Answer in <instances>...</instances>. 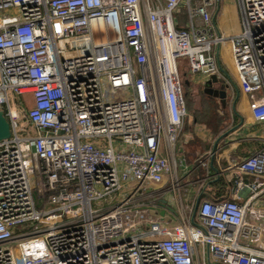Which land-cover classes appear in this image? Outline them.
<instances>
[{"label": "built area", "instance_id": "1", "mask_svg": "<svg viewBox=\"0 0 264 264\" xmlns=\"http://www.w3.org/2000/svg\"><path fill=\"white\" fill-rule=\"evenodd\" d=\"M240 2L228 35L216 0H0V264H264V143L210 177L231 198L179 174L185 85L225 43L264 121V0Z\"/></svg>", "mask_w": 264, "mask_h": 264}, {"label": "crops", "instance_id": "2", "mask_svg": "<svg viewBox=\"0 0 264 264\" xmlns=\"http://www.w3.org/2000/svg\"><path fill=\"white\" fill-rule=\"evenodd\" d=\"M213 11L215 24L223 33L235 35L241 33L244 29L240 0H216ZM178 18L180 24H186L187 11L185 8L178 14ZM198 24H201V20H198ZM223 46L225 54L231 61L233 70L230 45L229 43H225ZM219 77L226 79L223 73ZM233 80L239 85L235 73ZM231 88L232 90L229 89V93L225 98L228 101L226 107L220 106L221 108L216 109L214 106L219 101L211 100L213 103V110L211 112V109L206 107V103L204 102L208 98L202 96L201 100L194 101L193 108L189 110L190 114L186 119L184 132L178 142V156H183V161L179 160L181 162L180 168L183 166L184 170H186L185 178L191 182L187 185V188L193 195L205 186V190L207 193L210 192L209 194L221 199L231 198L233 187L228 181V176L223 175L221 179H211L210 177L215 173V169H222L235 157L243 158L248 156L258 150L264 143V121L258 122L254 119L251 110V100L248 95L240 91L237 98L236 90L233 87ZM209 102L208 100V104ZM234 102L236 104L235 109L233 108ZM216 116L218 118L224 117L225 123H228L230 121L229 117H231L230 122H232L233 126L230 128L231 130H228L231 133L220 140L214 152L217 136L211 123L213 124ZM201 124L207 125V131H199ZM182 137L183 139H181ZM203 159H208L209 165L207 167L199 166L198 162ZM161 212L162 209H160V214ZM170 212H172L171 208H169L167 213L170 214ZM164 214L161 215L163 216Z\"/></svg>", "mask_w": 264, "mask_h": 264}, {"label": "rangeland", "instance_id": "3", "mask_svg": "<svg viewBox=\"0 0 264 264\" xmlns=\"http://www.w3.org/2000/svg\"><path fill=\"white\" fill-rule=\"evenodd\" d=\"M2 13L3 12L0 11V15ZM220 59H221L222 65L225 67V69L228 71L230 76H232V78H233L234 77V72H233L232 67H231L232 64H231V61L229 60L228 56L225 54V48H224L223 45L220 48ZM181 69H182V67H181ZM211 79H212V77L211 78H205V76L202 75V74L195 75L194 83H195V85L197 87V90L199 91V95H196L194 93V92H196V90H195L196 88H195L194 84L191 83L190 87L185 85V99L187 100V104H188L189 110L193 108L194 101L197 102V101H199V99L201 100L203 95L206 98H208V100L210 101L209 104H208V100H205L204 102L206 103V107L211 109L210 110L211 112L213 110V106H212L213 103L211 102V100H213V101L218 100L219 101V102L216 103V105L214 104L215 105L214 107H216V109H219L221 107H226L227 106V103H228L227 99L216 98L215 96H213V95H211L209 93V88L210 87L218 88V84H211V85L209 84V82H211ZM234 82L236 83V81H234ZM226 92H227V95H228L229 90L226 89ZM193 94H195V96L198 99H196V97ZM10 97L12 98L13 95L11 94ZM29 106H31V99L28 100V107ZM21 122H22V124L26 123V121L23 120V119H21ZM200 130L202 132H204V130L207 131V125L206 124H201L199 131ZM183 137H185V136H183ZM183 137L181 139H183ZM204 142H206V140H204ZM179 160L183 161V156L182 155H179ZM185 171L186 170H184V168L182 166L180 168V173H179L182 178H185ZM31 183H32L33 190H34V195H35L36 199H39V190L42 187V183L40 181V178L38 176L32 175L31 176ZM146 208L149 210V212H152L151 208H149V207H146ZM170 216H173V214L170 215ZM134 231H140V230L137 228Z\"/></svg>", "mask_w": 264, "mask_h": 264}, {"label": "water", "instance_id": "4", "mask_svg": "<svg viewBox=\"0 0 264 264\" xmlns=\"http://www.w3.org/2000/svg\"><path fill=\"white\" fill-rule=\"evenodd\" d=\"M213 21L215 22V17H213ZM218 65H219L220 72L225 75L226 79L225 78H219V76H213L211 79V82H209V84L210 85L211 84H218V88L210 87L209 93L211 95L217 97V98L219 97V98L225 99L227 97L226 89L233 87L237 92V98H238V96L240 94V89H239L238 85L234 82L232 76H230L228 71L222 65L220 57H218ZM233 108L234 109L236 108L235 102H234ZM229 133H231V131H227L217 138L215 145H214V152L216 151L217 145L220 142V140L223 139L225 136H227ZM11 135H12L11 124L7 120V118L4 114V111L2 109H0V140L10 138ZM199 202H200V196L196 200L195 208H194V214H196V210L198 208ZM164 213H165V211L162 210L161 214H164ZM211 264H214V263L211 262Z\"/></svg>", "mask_w": 264, "mask_h": 264}, {"label": "trees", "instance_id": "5", "mask_svg": "<svg viewBox=\"0 0 264 264\" xmlns=\"http://www.w3.org/2000/svg\"><path fill=\"white\" fill-rule=\"evenodd\" d=\"M220 73V72H219ZM221 74V73H220ZM228 118V116H227ZM229 120L231 121V117H229ZM225 123L224 122V117L218 118L217 116L215 117V120L213 121V124L211 123L217 138L227 132L233 125L232 122ZM221 183V182H219ZM218 188V187H217ZM210 193V192H208Z\"/></svg>", "mask_w": 264, "mask_h": 264}, {"label": "flooded vegetation", "instance_id": "6", "mask_svg": "<svg viewBox=\"0 0 264 264\" xmlns=\"http://www.w3.org/2000/svg\"><path fill=\"white\" fill-rule=\"evenodd\" d=\"M229 89L232 90V88H228V90H229ZM216 98H217V97H216Z\"/></svg>", "mask_w": 264, "mask_h": 264}]
</instances>
